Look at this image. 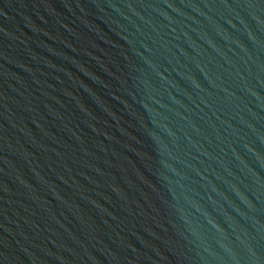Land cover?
I'll return each instance as SVG.
<instances>
[{"label": "water", "instance_id": "water-1", "mask_svg": "<svg viewBox=\"0 0 264 264\" xmlns=\"http://www.w3.org/2000/svg\"><path fill=\"white\" fill-rule=\"evenodd\" d=\"M0 264H264V0H0Z\"/></svg>", "mask_w": 264, "mask_h": 264}]
</instances>
